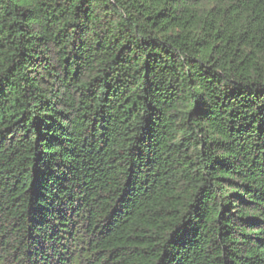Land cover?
<instances>
[{
  "label": "trees",
  "instance_id": "obj_1",
  "mask_svg": "<svg viewBox=\"0 0 264 264\" xmlns=\"http://www.w3.org/2000/svg\"><path fill=\"white\" fill-rule=\"evenodd\" d=\"M0 264H264V0H0Z\"/></svg>",
  "mask_w": 264,
  "mask_h": 264
}]
</instances>
